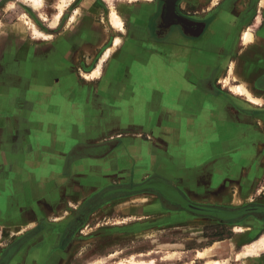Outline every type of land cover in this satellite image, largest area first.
Returning <instances> with one entry per match:
<instances>
[{
	"label": "rangeland",
	"instance_id": "374dc122",
	"mask_svg": "<svg viewBox=\"0 0 264 264\" xmlns=\"http://www.w3.org/2000/svg\"><path fill=\"white\" fill-rule=\"evenodd\" d=\"M59 1L43 0L42 5L36 7L29 0H0V125L5 127L7 123L10 127L9 139L3 142L4 149L9 150L5 152L8 155L0 157L5 163L4 168L0 167V264H11L18 254L23 255V260L17 264H118L133 259L154 264H204L198 252L213 246L223 248L210 258L212 260L225 264H264V251L248 258L246 263L244 258H237L247 245L264 234V144L252 150L258 159L248 174L253 187L248 195L251 198L247 199L250 202L234 207L235 210L246 208L248 214L228 221L210 217L197 219L193 218L194 214L156 194L159 199L143 195L147 197L144 201H125L126 209L137 208L142 213L130 215L124 210H113L111 218L91 221L87 225L92 209L115 194L106 196L108 192H105L84 204L72 201L69 189L72 169L88 157L97 158L107 153L118 141L93 147L83 145L81 139L102 121L97 117L88 129L83 107L90 102L96 104V98H100L103 69L110 57L103 60L105 52L117 37H121L122 44L114 53L125 46L129 28L124 20L126 32H121L108 19L113 8L122 15L121 0H90L93 9L90 18L97 33L95 45L89 52L80 45L74 50L78 51L75 59L63 62L64 70L60 71L58 51L62 44L58 34L69 32L71 26L82 19L84 13L70 21L78 7L89 0H74L67 7L68 0H65L66 8L58 24V7L64 0ZM123 1L128 6L145 4L143 0L133 4ZM156 2L152 0L146 4ZM62 50L65 56L67 48ZM100 65V76L88 78ZM227 77L231 78V72L219 76L224 90L232 83L225 84ZM261 85L260 81L258 87ZM231 94L233 100H246ZM75 114L78 123L74 122ZM122 133L117 134L121 137ZM261 136L264 139L263 132ZM98 140L96 142H103L102 138ZM6 162L10 167H6ZM88 178L83 179L84 184ZM22 184L23 192L16 188L20 185L22 188ZM25 195H30L31 221L4 219L1 211H4L7 196L16 204L19 197ZM41 200L49 207L40 204ZM62 200L65 206L58 210V202ZM147 204L152 209H148ZM224 208L231 209L222 206L227 210ZM103 227L123 232L120 237L112 239L109 234L103 240L95 233ZM19 229L22 230L18 232ZM79 229L78 241L65 251ZM62 232L59 241L55 234ZM41 233L43 235L39 236ZM43 245L47 246V251L39 250Z\"/></svg>",
	"mask_w": 264,
	"mask_h": 264
},
{
	"label": "crops",
	"instance_id": "0c3cea01",
	"mask_svg": "<svg viewBox=\"0 0 264 264\" xmlns=\"http://www.w3.org/2000/svg\"><path fill=\"white\" fill-rule=\"evenodd\" d=\"M72 1L68 0L66 7ZM126 1L133 4L139 0ZM150 1L143 0L145 4ZM88 2L82 3L75 11V14L78 12L77 17L84 13L82 19L75 25L70 23L69 32L58 34V41L62 44L58 51L60 71L64 70L63 62L75 59L78 51L74 50H78L80 45L83 44L88 52L95 45L97 33L90 18L93 9L90 0ZM121 2L119 10L122 15L114 8L111 13L115 11L124 17L129 28L127 42L108 58L109 62L103 69L101 96L96 98V104L90 102L83 107L87 127L93 126L97 117L102 121L91 128L92 133L81 139L86 147L112 141L118 143L102 156L88 157L74 165L69 182L70 197L74 202L84 204L105 192L108 196L115 194L94 207L88 215L87 225L91 221L111 218L113 210H124L130 215L142 213L137 208L126 209L125 201L147 198L143 195L158 197L151 190L130 191V187L140 188L152 180L170 182L183 192L186 199L197 205L220 209L226 206L231 209H224L235 210L234 207L240 203H249L247 199L251 198L248 195L253 187L248 174L258 159L252 150L264 144L261 136V132L264 133V26L262 30L256 27V35L251 29L242 31L243 44L247 45L243 53L246 60L240 62L238 72H234L232 64L231 78L227 77L225 84L232 83L228 90H224L219 76H225L226 72L154 71L156 58L152 49L155 44L153 23L156 4L128 6L125 1ZM219 2L221 0L217 4ZM261 2L264 7V0ZM111 13L108 15L110 23ZM260 17L257 25L260 21L264 23V8ZM249 32L254 37L245 44V36ZM64 48H67L65 56L62 53ZM260 81L262 85L258 87ZM239 86L247 88L257 100L234 92ZM231 93L245 97V102L233 100ZM76 117L77 114L73 116L74 122L78 123ZM9 129L7 123L5 127L0 125V157L8 155L9 150L4 149L3 142L9 139ZM119 132H123L121 137ZM99 138L103 142H96ZM6 163V167H10ZM4 164L0 160V167ZM87 177L84 184L83 179ZM16 188L21 192L25 189L23 184L22 188L21 185ZM236 188L239 190H234ZM237 195L242 198L241 202H234ZM9 199L7 196L4 211H1L4 219L30 222V195L19 197L16 204ZM43 203L48 206L41 200L40 204ZM63 206V200L58 202V207L56 205L58 210ZM147 207L152 209L148 204ZM79 230L65 251L78 241ZM237 230L242 231V228ZM121 232L123 230L103 227L95 233L105 240L109 234H112L109 238L120 237ZM56 235L61 241L63 232ZM39 250L47 251V246L43 245ZM18 255L11 264L23 260V255Z\"/></svg>",
	"mask_w": 264,
	"mask_h": 264
},
{
	"label": "flooded vegetation",
	"instance_id": "af4514ba",
	"mask_svg": "<svg viewBox=\"0 0 264 264\" xmlns=\"http://www.w3.org/2000/svg\"><path fill=\"white\" fill-rule=\"evenodd\" d=\"M261 1L221 0L211 7L212 0H157L153 23L155 44L152 50L156 58L153 70L231 72L234 64V72H238L240 62L246 60L243 53L247 45L243 44L242 31L251 29L256 35V27L262 30L264 26L263 21L257 25L264 8ZM171 204L186 210L180 204ZM198 206L220 210L218 207ZM186 211L197 219L210 217L223 220L215 213L201 212L203 210Z\"/></svg>",
	"mask_w": 264,
	"mask_h": 264
},
{
	"label": "bare ground",
	"instance_id": "6f19581e",
	"mask_svg": "<svg viewBox=\"0 0 264 264\" xmlns=\"http://www.w3.org/2000/svg\"><path fill=\"white\" fill-rule=\"evenodd\" d=\"M31 3H33L36 7H40L42 5V2L43 0H29ZM129 1H136V0H129ZM219 0H213L212 2V5L211 7L215 6L217 4ZM65 5H66V2L65 0L62 1V3L59 5L58 7V18H57V21L60 20L62 14H64V11H65ZM78 14V12L71 18V21H73L75 18H76V15ZM57 17V16H56ZM111 23L112 25L117 28L118 30L120 29L121 32H126V29H125V26H124V18L120 15H118L115 11H113L111 13ZM54 24V23H53ZM56 24V23H55ZM28 25V24H27ZM54 26V25H53ZM36 34L38 36H42L41 33H39L38 31H36ZM244 34V33H243ZM243 36V35H242ZM241 36V37H242ZM45 37V36H44ZM253 35L252 33H246V36H245V44H248L249 42H251L253 40ZM121 42H122V39L121 37H117L114 41V45L109 48L107 50V52H105V56L103 58V60L111 55L114 54V51H116L118 49V46L121 45ZM103 60L101 62H103ZM100 73H101V65L99 66V69H97L93 74L92 76H89L88 78H92V77H97V76H100ZM240 87V86H239ZM234 92H238L246 97H248L249 99L251 100H257L253 94L251 92H249L247 90V88L241 86L240 88H235L234 89ZM237 93V94H238ZM259 103V102H258ZM140 199V201H144L143 199L144 198H135V200H138ZM149 200V199H148ZM146 201V200H145ZM242 201V198L240 196H236V198L234 199V202H241ZM137 202V201H136ZM37 223L36 222H33V225H36ZM16 228H19L16 226ZM22 230V229H19L17 230L18 232ZM239 231V230H238ZM21 233V232H20ZM14 237V236H13ZM218 244V243H217ZM222 246L220 247H216V246H213L211 248H208L204 251H200L198 252V257L200 259H204L205 260V263L204 264H225V262H222V261H218V260H212L210 259L215 253L217 252H220L222 250ZM264 250V236L259 239V241L253 245H250V246H246L245 247V251L239 255L237 258L238 259H243L244 258V262L246 263L247 260H249L251 257H254V256H257L259 255V253L261 251ZM249 258V259H248ZM243 262V261H242ZM102 262H98V263H94V264H101ZM227 263V262H226ZM118 264H154V262H144V261H136V260H131L130 262H124V261H120Z\"/></svg>",
	"mask_w": 264,
	"mask_h": 264
},
{
	"label": "water",
	"instance_id": "95a60500",
	"mask_svg": "<svg viewBox=\"0 0 264 264\" xmlns=\"http://www.w3.org/2000/svg\"><path fill=\"white\" fill-rule=\"evenodd\" d=\"M174 1H176V0H174ZM165 188H168V190ZM133 190H139V191L140 190H144V191L152 190L154 192H157L159 195H162L164 198L170 200L172 203H175L177 205L180 204L186 210H194L196 212H199L198 210H203V211H201L203 213H215L216 217L223 219V220L235 219L238 216H241L243 214H248V212H249V210L246 208H241L238 210H231V211H226V210H222V209L215 211L214 209L212 210L210 207H205L203 209L198 208L199 207L198 205L193 204L188 199H186L184 197V195L177 188L173 187L167 181H163V180H158V181L152 180V181L144 184L140 188L131 189V191H133Z\"/></svg>",
	"mask_w": 264,
	"mask_h": 264
}]
</instances>
